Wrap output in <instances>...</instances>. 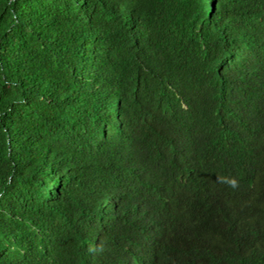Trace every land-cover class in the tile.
<instances>
[{
	"label": "trees",
	"instance_id": "1",
	"mask_svg": "<svg viewBox=\"0 0 264 264\" xmlns=\"http://www.w3.org/2000/svg\"><path fill=\"white\" fill-rule=\"evenodd\" d=\"M0 264H264V0H0Z\"/></svg>",
	"mask_w": 264,
	"mask_h": 264
},
{
	"label": "clouds",
	"instance_id": "2",
	"mask_svg": "<svg viewBox=\"0 0 264 264\" xmlns=\"http://www.w3.org/2000/svg\"><path fill=\"white\" fill-rule=\"evenodd\" d=\"M192 136L198 138V135H192ZM184 149L190 150V151L195 150L192 147H190L189 145H186ZM169 199L170 198L167 195L163 196L162 198L159 199L160 205L163 206L164 204H166L169 201ZM143 203H144V200L142 202H138L141 209H143Z\"/></svg>",
	"mask_w": 264,
	"mask_h": 264
}]
</instances>
